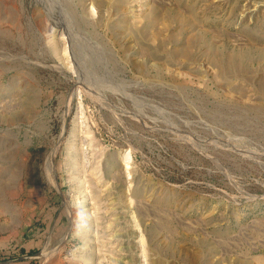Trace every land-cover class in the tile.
I'll return each instance as SVG.
<instances>
[{
	"label": "rangeland",
	"instance_id": "374dc122",
	"mask_svg": "<svg viewBox=\"0 0 264 264\" xmlns=\"http://www.w3.org/2000/svg\"><path fill=\"white\" fill-rule=\"evenodd\" d=\"M0 264H264V0H0Z\"/></svg>",
	"mask_w": 264,
	"mask_h": 264
},
{
	"label": "bare ground",
	"instance_id": "6f19581e",
	"mask_svg": "<svg viewBox=\"0 0 264 264\" xmlns=\"http://www.w3.org/2000/svg\"><path fill=\"white\" fill-rule=\"evenodd\" d=\"M127 167V166H126Z\"/></svg>",
	"mask_w": 264,
	"mask_h": 264
}]
</instances>
